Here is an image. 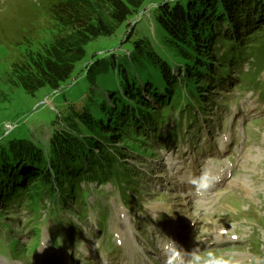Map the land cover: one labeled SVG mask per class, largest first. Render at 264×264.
Masks as SVG:
<instances>
[{
  "label": "rangeland",
  "instance_id": "1",
  "mask_svg": "<svg viewBox=\"0 0 264 264\" xmlns=\"http://www.w3.org/2000/svg\"><path fill=\"white\" fill-rule=\"evenodd\" d=\"M160 1L145 0L146 9L127 29L122 26L114 37L90 43L84 61L59 91L45 87L30 95L8 83L12 59L24 53L26 48L18 46L29 37L49 45L56 22L47 16L42 0H0V135L48 147L53 133L64 127L66 110L72 107L80 114L88 98L95 116L104 105L102 129L111 122L112 131L120 128L116 102L107 95L115 92L119 98L123 86L112 66L113 55L116 66L132 65L124 58L131 57L130 46L122 42L127 34L132 40L151 36L149 17ZM259 41L248 42L245 63L221 76L192 121L173 111L171 116L180 120L169 119L160 133L151 129L146 136L139 126L125 137L115 133V153L133 177L127 201L108 178L80 181L87 196L81 209V202L68 200V210L59 205L61 211L53 212L48 196L40 205H30L27 196L29 202L1 203L0 264H165L166 237L202 258L264 264V44ZM100 61L102 73L91 95L87 69ZM144 98L150 99L147 94ZM149 102L159 107L154 99ZM127 119L125 125L131 122ZM171 129L177 130L176 138L165 144ZM104 135V140L111 139L112 134ZM203 170L219 181L207 191L186 190L187 181ZM185 256L187 264L191 257Z\"/></svg>",
  "mask_w": 264,
  "mask_h": 264
},
{
  "label": "trees",
  "instance_id": "2",
  "mask_svg": "<svg viewBox=\"0 0 264 264\" xmlns=\"http://www.w3.org/2000/svg\"><path fill=\"white\" fill-rule=\"evenodd\" d=\"M42 3L47 16L56 22L53 41L47 45L36 44L30 37L25 39L18 48L26 49L12 59L7 75L11 86L23 88L30 95L45 87L59 91L84 61L90 43L114 37L122 26L127 29L132 18L146 9L145 0H42ZM149 22L153 27L151 36L132 40L127 34L122 42L130 46L127 51L131 57L124 58L132 67L126 68L122 63L116 66L113 55L112 66L123 86L119 98L115 92L107 95L117 103L114 102L120 128L112 131L111 122L102 129L104 105L95 116L90 111L94 103L88 98L80 114L74 113L72 107L66 110L64 127L53 133L48 147L30 143L25 137L9 139L1 134L0 205L22 198L29 202L26 196L32 199L30 205H40L48 196L53 201L50 206L53 212L61 211L59 205L68 210L70 200L81 202V209L87 204V196L79 188L82 179L106 182L111 178L124 199L128 198L133 177L117 154L118 135L125 137L138 126V132H145L146 136L151 129L160 133L164 123L180 120L171 116L173 111L181 116L186 113L188 121H192V114L205 107L204 95L211 96L221 76L230 74L233 66L245 63L248 42L256 39L264 44V0H162L152 8ZM103 63H94L87 69L91 95ZM203 81L206 83L201 85ZM144 94L159 107L154 108ZM108 101L107 98L106 107ZM161 106L164 108L159 110ZM127 117L131 122L125 125ZM106 132L112 134V142L104 140ZM176 132L171 129L164 142L176 138Z\"/></svg>",
  "mask_w": 264,
  "mask_h": 264
},
{
  "label": "clouds",
  "instance_id": "3",
  "mask_svg": "<svg viewBox=\"0 0 264 264\" xmlns=\"http://www.w3.org/2000/svg\"><path fill=\"white\" fill-rule=\"evenodd\" d=\"M220 179L209 170H203L199 177L193 179L191 184L196 192L207 191ZM167 244L164 246L163 254L165 256V264H186L185 255H189L191 259L187 264H231V261L216 258L209 255L207 258H202L194 251L186 252L180 248L174 241L167 238Z\"/></svg>",
  "mask_w": 264,
  "mask_h": 264
}]
</instances>
